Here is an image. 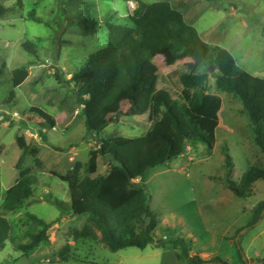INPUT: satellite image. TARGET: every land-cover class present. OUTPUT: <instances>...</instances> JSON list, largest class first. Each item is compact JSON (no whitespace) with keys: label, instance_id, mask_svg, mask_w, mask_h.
<instances>
[{"label":"rangeland","instance_id":"rangeland-1","mask_svg":"<svg viewBox=\"0 0 264 264\" xmlns=\"http://www.w3.org/2000/svg\"><path fill=\"white\" fill-rule=\"evenodd\" d=\"M141 1L171 2L204 41L229 50L240 67L264 78V0ZM0 3L8 9L0 17V113L15 122L11 124L0 116V215L12 225L11 240L0 246V264H189L180 249L170 247L111 251L88 216L73 214L72 206L81 198V192L53 174H66L80 162L82 175H86L90 151L96 148V133H87L82 106L73 87L57 81L56 68L70 81L91 54L107 46L106 20L132 25L130 18L137 1L23 0V10L18 7V0H0ZM87 3L93 4L95 18L100 22L93 35H87L81 26ZM33 10L44 23L30 20L29 13ZM26 42L36 45L35 53L23 48ZM183 64L193 68L194 63L187 59ZM21 68L30 75L16 88L12 74ZM166 71L163 55L145 67L146 76ZM209 88L224 102L217 147L190 145L168 167L153 170L144 183L151 194L150 206L159 215L155 237L179 236L188 243L190 254L202 259L217 257L229 264H264V211L262 219L252 225L255 210L264 202V181H258L253 196L245 199L236 197L222 181L226 178V150L235 165L230 175L235 182L254 166L264 168V155H259L261 151L252 141L249 119L236 95L218 90L213 76ZM12 92L15 98L5 106ZM150 100V94L123 96L121 119L110 120L106 133L131 138L144 134L147 127L141 124L145 120L130 116L136 111L147 114ZM33 107L53 115L57 127L42 130L38 117L30 112ZM20 120L26 125H19ZM41 133L47 141L41 138ZM20 136L31 147L40 148L38 157L42 164L38 166L33 157L25 156L23 169L31 170L35 199L20 210L7 212L3 209L6 193L19 179L16 163L22 153L17 144ZM253 150L258 155L256 159ZM109 170L108 162L100 159L93 177L106 176ZM32 215L52 224L48 231L51 239L26 256L19 247L42 228ZM85 231L90 235L84 236ZM237 242L244 258L238 254ZM66 245L71 246L67 261L61 257ZM177 254L181 255L180 259Z\"/></svg>","mask_w":264,"mask_h":264},{"label":"trees","instance_id":"trees-1","mask_svg":"<svg viewBox=\"0 0 264 264\" xmlns=\"http://www.w3.org/2000/svg\"><path fill=\"white\" fill-rule=\"evenodd\" d=\"M136 1L138 6L130 18L132 25L106 20L107 46L91 54L70 81L64 79L60 68H56L57 81L72 85L82 106L87 133H96V148L90 151L86 175H82L80 162L66 174H53L81 192V198L72 206L73 214L88 216L101 233L102 242L111 251L170 247L180 249L189 264H229L217 257L202 259L197 254L191 255L188 243L179 236L156 239L159 215L150 206L151 194L144 183L153 170L168 167L184 155L190 145L204 144L210 149L215 148L223 98L210 92L211 76L216 79L218 90L234 94L240 100L253 131L252 141L264 154V78L240 67L229 50L204 41L171 2L148 4ZM18 7L24 9L23 0H18ZM7 12L8 9L0 3V17ZM95 14L93 4L87 3L85 17L81 20L87 35L95 34L100 25ZM29 18L44 23L35 10L29 13ZM23 48L36 52V45L32 42L24 43ZM161 55L165 57L168 71L145 76V66ZM187 59L193 61V68L183 64ZM211 68H214V74H211ZM12 75L14 86L18 88L30 74L21 68ZM128 93L151 95L148 113L136 111L130 116L144 119L145 124L141 125L147 127L146 132L132 138L115 132L107 134L110 120L119 122L121 119V99ZM15 95V92L11 93L5 106L12 103ZM30 112L38 117L42 130L57 127L56 118L45 110L33 107ZM0 116L11 124L15 123L5 113ZM17 123L26 125L24 120ZM41 138L47 141L42 133ZM17 144L22 152L16 163L19 179L6 193L3 209L7 212L20 210L35 199L31 170L23 169L25 156L33 157L38 166L42 164L38 157L39 147H31L23 136L17 138ZM225 153L226 178L222 181L226 188L238 198L252 197L254 184L264 181V168L254 166L235 182L230 178L235 167L233 158L228 150ZM100 159L108 162L110 170L106 176L95 178L93 175L98 172ZM263 211L264 202L255 210L252 225L262 219ZM32 217L42 228L31 235L28 243L19 247L26 256L50 240L48 231L52 224L36 215ZM11 235L10 221L0 215V246L10 241ZM89 235L88 231L84 232V236ZM236 246L238 254L244 258L238 242ZM70 250V245L62 249L63 260H68ZM177 257L180 259L181 255L177 254Z\"/></svg>","mask_w":264,"mask_h":264},{"label":"crops","instance_id":"crops-1","mask_svg":"<svg viewBox=\"0 0 264 264\" xmlns=\"http://www.w3.org/2000/svg\"><path fill=\"white\" fill-rule=\"evenodd\" d=\"M157 59V58H156ZM146 67V66H145ZM144 75H145V69H144ZM254 76H256V77H263V76H261V74L260 73H254L253 74ZM146 76V75H145ZM223 104H224V102H223ZM223 108V107H222ZM222 110V109H221ZM57 120V119H56ZM222 125V119H221V116H220V124H219V127H218V129L220 128V126ZM218 129H217V134H216V136H217V143H216V146H215V148L217 147V144H218ZM230 131V130H229ZM254 149V148H253ZM253 152H254V154H253V156L255 157V159H256V157L258 156V155H256L257 153H256V150H253ZM259 153V152H258ZM256 155V156H255ZM260 156L261 155H264L262 152H260V154H259ZM241 178V177H240ZM239 182V181H238ZM257 185H258V182H256L255 184H254V186H253V191L256 189V187H257ZM49 239H51V237H50V235H49Z\"/></svg>","mask_w":264,"mask_h":264},{"label":"water","instance_id":"water-1","mask_svg":"<svg viewBox=\"0 0 264 264\" xmlns=\"http://www.w3.org/2000/svg\"><path fill=\"white\" fill-rule=\"evenodd\" d=\"M214 71V68H211V72H213ZM246 259V258H245Z\"/></svg>","mask_w":264,"mask_h":264}]
</instances>
